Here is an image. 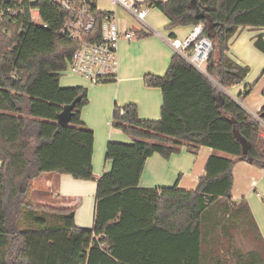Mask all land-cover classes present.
Segmentation results:
<instances>
[{
    "label": "trees",
    "instance_id": "16d2710c",
    "mask_svg": "<svg viewBox=\"0 0 264 264\" xmlns=\"http://www.w3.org/2000/svg\"><path fill=\"white\" fill-rule=\"evenodd\" d=\"M144 4L163 12L171 27L204 25L213 43L206 71L223 88L245 79L249 67L227 51L239 28H264V0ZM37 5L45 27L0 17V264H264V237L249 204L244 197L233 202L231 193L237 159L264 170L261 127L176 54L163 75H144L148 87L161 91L159 119H140L133 103L114 106L111 126L132 142L106 144L111 167L96 179L92 227L76 226L72 208L27 200L30 181L41 173L95 179L94 134L80 119L87 90L60 85L75 48L57 33L66 14L49 0ZM105 12L95 11L97 34L88 38H98ZM253 44L264 53V32ZM76 97L69 123L59 125L57 115ZM183 146L193 153L206 146L226 156L207 158L194 189L138 185L148 157L168 158Z\"/></svg>",
    "mask_w": 264,
    "mask_h": 264
},
{
    "label": "crops",
    "instance_id": "0c3cea01",
    "mask_svg": "<svg viewBox=\"0 0 264 264\" xmlns=\"http://www.w3.org/2000/svg\"><path fill=\"white\" fill-rule=\"evenodd\" d=\"M136 1L145 3L149 0ZM108 4L110 6L101 10H115L119 17V6H114L109 1ZM146 19L157 34L141 31L134 20L126 21L119 17L121 26L135 31L137 37L132 40L121 39L119 41L118 70L115 80L93 84L88 83L87 79L80 76L86 83L81 82V85H73L64 84L60 81L62 87L82 86L87 90L88 102L81 109L80 119L92 129L94 134L92 166L95 179L79 180L74 179L69 174L41 173L30 181L26 194L27 199L28 196L31 199L29 202L33 204L58 209L72 208L74 223L79 227L90 228L94 223L96 179L111 167V161L105 159L106 144L109 141L132 142V137L111 126L114 106L123 107L128 103H133L137 107V114L140 119H159L162 104L161 91L156 87H148L144 82V75L148 73L163 75L174 54L173 49L168 44V39H182L188 35L193 27V25L171 27L170 20L165 14L153 6L150 7ZM262 32H264V28H239L230 39L228 55L238 64L247 65L249 72L241 83L219 90L237 100L250 113H258L264 106V81L260 74L264 67V53L257 50L253 44L254 37ZM255 76H258V81L262 82L257 90L252 87L256 81L253 80ZM246 85H250L251 88L248 93L243 95L242 92ZM241 98H244L246 105L241 103ZM260 127L264 138V118ZM211 154L226 156L225 153L206 146L198 147L194 153L183 146L178 153L171 154L168 158L155 153L146 159L138 185L140 187H169L176 183L181 189H194L198 178L205 172V162ZM240 164V168L247 170V174L252 177L251 186L255 190L256 180L253 177L255 174L253 170L254 166H258L246 160H236L233 166V185L235 168ZM258 168L261 175H264V170ZM257 195L259 194L257 193ZM241 197L247 200L252 215L264 237V215L262 218L264 209L259 201L254 200L248 194L241 195ZM239 199L232 200L238 202Z\"/></svg>",
    "mask_w": 264,
    "mask_h": 264
},
{
    "label": "built area",
    "instance_id": "2783aa9c",
    "mask_svg": "<svg viewBox=\"0 0 264 264\" xmlns=\"http://www.w3.org/2000/svg\"><path fill=\"white\" fill-rule=\"evenodd\" d=\"M37 1L0 0V17L11 20L26 19L29 24L45 27ZM108 1L127 12L138 23L141 31L157 34L146 19L150 10L148 4L139 3L136 0ZM49 2L62 9L66 14L57 33L75 44L73 52L67 59L65 71L81 76L93 84L115 80L118 70L119 41L134 39L137 37L135 31L121 26L115 10H112L106 11L102 16L98 38H88L89 34H93L92 36L97 34L94 31L97 23L95 11H103L97 6V0H49ZM203 32L204 25L197 23L193 25L186 37L182 39L169 38L168 44L174 54L212 82L214 79L207 73L206 65L213 49V43ZM212 83L218 84V90L223 88L215 80ZM244 110L260 126L262 125V118L257 113Z\"/></svg>",
    "mask_w": 264,
    "mask_h": 264
},
{
    "label": "rangeland",
    "instance_id": "374dc122",
    "mask_svg": "<svg viewBox=\"0 0 264 264\" xmlns=\"http://www.w3.org/2000/svg\"><path fill=\"white\" fill-rule=\"evenodd\" d=\"M97 6L100 9H104L110 5L108 4L107 0H97ZM118 14H119V17L121 19H124L126 21H133L131 16L127 12H125L123 9H121L120 7L118 8ZM136 25H138V23ZM262 77H263L262 79L264 81V76H262ZM257 78H258V76L257 77L255 76L253 78V80H256L252 86L255 90H257L259 88V85L262 83V82L258 81ZM60 81H61V83H64V84H73V85H81L80 84L81 82L86 83V81L83 78H81L80 76L70 74L67 71H63L61 73ZM212 82H214V80ZM88 83H91V82L88 81ZM105 83H107V82H105ZM213 84L217 89L219 88L217 83L216 84L213 83ZM240 101L243 105H246L244 98H241ZM240 166H241V164L235 168V170H236L235 171V182H234L232 192H231L232 193V199H235V201H236L241 197V195L248 194L254 200L259 201L261 207L264 209V204L261 201V197L264 195V175H261V173L259 172L260 169L258 167L254 166L253 171L255 174L253 177L256 180V189L254 190L253 187L251 186L252 177H250V175L247 174V170H244L242 168L244 170L243 171L240 168ZM257 193L259 195H257ZM27 200L31 201L29 196H28ZM36 212H37V215H39V216L41 215L44 217H50V215H48L49 213H47L46 211L37 210ZM256 212L259 213L258 211H256ZM263 215H264V212H262V218H263Z\"/></svg>",
    "mask_w": 264,
    "mask_h": 264
},
{
    "label": "water",
    "instance_id": "95a60500",
    "mask_svg": "<svg viewBox=\"0 0 264 264\" xmlns=\"http://www.w3.org/2000/svg\"><path fill=\"white\" fill-rule=\"evenodd\" d=\"M79 100L78 97H76L70 104L63 106L62 111L57 115V123L59 125H67L70 121V118L72 116L73 108L76 104V102ZM264 114H260L259 117L262 118ZM263 119V118H262ZM242 153H247V144L245 142L242 143ZM251 162V161H249Z\"/></svg>",
    "mask_w": 264,
    "mask_h": 264
}]
</instances>
